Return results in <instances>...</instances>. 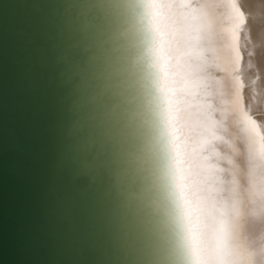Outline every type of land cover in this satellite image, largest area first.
I'll list each match as a JSON object with an SVG mask.
<instances>
[{"label": "water", "instance_id": "water-1", "mask_svg": "<svg viewBox=\"0 0 264 264\" xmlns=\"http://www.w3.org/2000/svg\"><path fill=\"white\" fill-rule=\"evenodd\" d=\"M109 13L0 0V264H151L120 157L129 107L112 109Z\"/></svg>", "mask_w": 264, "mask_h": 264}, {"label": "snow or ice", "instance_id": "snow-or-ice-1", "mask_svg": "<svg viewBox=\"0 0 264 264\" xmlns=\"http://www.w3.org/2000/svg\"><path fill=\"white\" fill-rule=\"evenodd\" d=\"M123 3L139 154L167 264H247L239 250L242 181L217 119L222 69L206 0Z\"/></svg>", "mask_w": 264, "mask_h": 264}, {"label": "bare ground", "instance_id": "bare-ground-1", "mask_svg": "<svg viewBox=\"0 0 264 264\" xmlns=\"http://www.w3.org/2000/svg\"><path fill=\"white\" fill-rule=\"evenodd\" d=\"M110 12L109 57L107 77L117 98L112 109L121 103L129 107L118 113L119 133L127 147L121 153L131 182L139 180L136 193H130L140 223L147 227L152 241L151 264H167V242L149 207V191L139 154L140 132L135 116L138 103L134 97L127 60L129 43L122 40L123 0H103ZM101 6V5H100ZM204 14L210 19L213 44L222 71V84L214 96L217 119L226 140L225 147L239 165L243 209L240 213L239 250L247 264H264V0H206ZM119 20L122 23L119 24ZM119 45L113 47L115 41ZM137 140L133 147L127 142ZM143 212V213H142ZM146 224H144V220ZM147 225V226H146Z\"/></svg>", "mask_w": 264, "mask_h": 264}]
</instances>
